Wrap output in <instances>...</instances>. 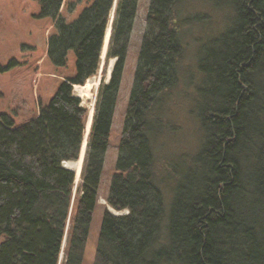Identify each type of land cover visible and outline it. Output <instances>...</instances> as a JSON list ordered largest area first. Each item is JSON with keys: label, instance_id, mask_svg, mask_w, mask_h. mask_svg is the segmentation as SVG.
Listing matches in <instances>:
<instances>
[{"label": "trees", "instance_id": "16d2710c", "mask_svg": "<svg viewBox=\"0 0 264 264\" xmlns=\"http://www.w3.org/2000/svg\"><path fill=\"white\" fill-rule=\"evenodd\" d=\"M188 2L151 0L108 197L129 214L104 215L93 264H264V0L193 17ZM114 3L0 0V264H59L75 181L62 164L79 159L88 115L74 87L100 68ZM137 8L118 0L65 264L85 259ZM219 17L187 65L185 24ZM31 90L38 114L22 122L14 97ZM186 124L194 150L158 163L154 142Z\"/></svg>", "mask_w": 264, "mask_h": 264}, {"label": "rangeland", "instance_id": "374dc122", "mask_svg": "<svg viewBox=\"0 0 264 264\" xmlns=\"http://www.w3.org/2000/svg\"><path fill=\"white\" fill-rule=\"evenodd\" d=\"M210 1L211 0H190L186 8L189 11L186 13V15L193 17L196 14L199 15L206 11L207 12L210 11L212 9L211 8L212 4ZM117 3H118V0H115L114 7L110 15V20L108 23L107 30L109 26H111V29L113 27ZM150 6H151V0H138V8L136 12L135 22H134V26H133L132 34L130 36V41H129V46H128L127 60H126L125 69H124L123 76H122V82H121L118 100L116 103V109H115L113 122H112L110 142H109L108 150L105 156L103 173H102V177L100 181V186L98 189L97 206L92 216L90 231H89L87 245H86V254H85V259L83 261V264H93L95 261V258L97 255L99 237H100L101 228H102V223H103L104 215L107 213V211L115 216H122V215L129 214V210L117 211L116 209L111 207L110 204L108 203V197H109L110 188H111L114 175L117 172V168H118L120 143H121V138L124 133L125 124H126L127 107H128V103H129L131 93L133 90V86H134L135 73L138 67V63H139V56L141 52L143 38L148 28V17H149ZM220 18L221 17L216 19L220 21L218 22V24L217 22H213L212 24H206L205 26L201 24H197L195 22L192 24H185L184 39H185V42L187 43V52H186V61H187L186 64L187 65L188 64L193 65V63L195 62L194 54H195V48H196V40H198L200 36L206 31L210 30L211 34L214 35L218 32L219 28H222L224 24V18L222 17V20H220ZM107 30H106V34H107ZM111 34H112V30H111ZM110 41H111V38H110ZM109 46H110V42H109ZM101 57L102 58H101L100 68L97 74L91 78L97 81L98 86L92 89L89 97H83L81 93V89L74 87V95L82 100V105L88 110V115H87L88 120L85 125L83 143L85 140L89 142V135L91 133L92 126L90 127L91 119H89L90 108L91 106L92 108L94 106V109H95L97 101H98L99 89L102 84H108L110 82L112 72H113V69L116 63V59H108L107 55L103 57L102 53H101ZM38 105L39 104H38L37 96L31 90L28 93H23L22 97L18 95L14 97V103H13L12 110H14L17 116H19L22 119V122H26L29 119L35 118L37 116ZM94 114L95 112L93 113V116ZM176 121L179 123L182 122L181 120H176ZM88 122H89V126L87 129ZM197 138H198V134H197V131L194 129V126L192 124H186L185 133L183 135L178 136L177 139H174V140L173 139L165 140V138L158 139L156 142H154L155 151L159 156L158 163L164 165L165 157L168 160L171 159L172 157L173 159H176L177 157L182 155L183 150H189V151L194 150L195 146L197 145ZM86 152H87V149H86ZM78 161L80 160L78 159L76 161H66V162H63L64 164L62 165L64 166V168L69 169L71 168L70 166H73L74 163ZM169 164L170 162H166L165 166H168ZM70 170H73V169H70ZM73 171L75 174L73 197H72V202H71V207H70L68 224H67V228L65 231L64 239H63L62 250L60 253V257H59V264H65L66 262V248L68 245V237H69V230H70V224H71L70 222H71L73 215L76 212V208H77L76 205H77L78 198L80 196L81 187L83 183V179H82L83 167L81 171V176L79 175V178H80L79 180H78L77 172L75 170ZM167 193L168 192L166 191V195ZM167 199L168 200H167L166 207L169 211L170 201H171L170 194L167 195ZM114 212L119 213V214L116 215Z\"/></svg>", "mask_w": 264, "mask_h": 264}, {"label": "bare ground", "instance_id": "6f19581e", "mask_svg": "<svg viewBox=\"0 0 264 264\" xmlns=\"http://www.w3.org/2000/svg\"><path fill=\"white\" fill-rule=\"evenodd\" d=\"M110 29H111V26H109V28H108V30H107V34L105 33V38H104V43H103V45L105 44V46H104V51L106 50V48H107V46L109 45V42H110V38H111V36H110V33H111V31H110ZM109 47V46H108ZM103 49V48H102ZM96 86H98V83H97V81L96 80H93V79H91V80H88L87 81V83L84 85V86H75V88H80L81 89V93H82V95H83V97H89V95L91 94V91H92V89L94 88V87H96ZM94 103V102H93ZM91 113L93 114L94 113V106H93V108H92V106H91V108H90V118L89 119H91ZM94 117V116H93ZM87 120H88V118H87ZM87 120H86V122H87ZM89 126V125H88ZM90 127H91V123H90ZM83 147V148H82ZM84 148H85V144H84V146H83V144H82V146H81V149L82 150H84ZM64 164V163H63ZM66 164V163H65ZM81 165H82V162H81V160L80 161H78V162H75L74 163V165L73 166H70L71 168H69V169H73V170H75L76 172H77V175H78V180L80 179L79 178V175H80V170H81ZM64 167V166H63ZM116 215H118L119 213H116V212H114Z\"/></svg>", "mask_w": 264, "mask_h": 264}, {"label": "water", "instance_id": "95a60500", "mask_svg": "<svg viewBox=\"0 0 264 264\" xmlns=\"http://www.w3.org/2000/svg\"><path fill=\"white\" fill-rule=\"evenodd\" d=\"M112 29H110V31H111ZM110 36H111V33H110ZM104 46H105V44L103 45V51H102V55H103V57H105L106 55H107V53H108V49H109V45L107 46V48H106V50L104 51ZM102 58V57H101ZM109 82V81H108ZM94 112H95V109H94ZM89 118H90V116H89ZM92 122H93V114L91 115V126H92ZM88 125H89V122L87 123V129H88ZM84 144H85V148H84V150H82L81 149V152H80V156H79V160H81V162H82V165H81V170H80V176H81V171H82V167H83V164H84V160H85V156H86V149H87V146H88V142H87V140H85L84 141V143H83V146H84ZM70 170V169H69ZM71 171H73V170H71ZM74 172V171H73Z\"/></svg>", "mask_w": 264, "mask_h": 264}]
</instances>
